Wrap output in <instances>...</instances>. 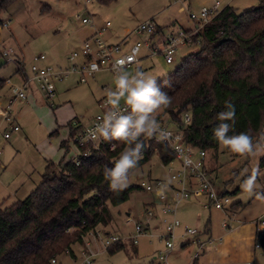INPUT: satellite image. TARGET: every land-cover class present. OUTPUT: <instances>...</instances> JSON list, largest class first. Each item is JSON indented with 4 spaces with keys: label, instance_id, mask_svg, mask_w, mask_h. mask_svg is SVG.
Listing matches in <instances>:
<instances>
[{
    "label": "trees",
    "instance_id": "obj_1",
    "mask_svg": "<svg viewBox=\"0 0 264 264\" xmlns=\"http://www.w3.org/2000/svg\"><path fill=\"white\" fill-rule=\"evenodd\" d=\"M13 1L0 0V14ZM258 1V6L245 10L226 6L194 36L200 44L198 49L156 82L172 101L157 114V121L166 123L168 119L177 130L183 131L188 144L206 154L218 152L219 144L212 130L221 123L216 119L217 114L227 110L225 101L231 102L236 112L228 134L246 132L254 144L263 141L264 0ZM0 25H3L1 20ZM165 80L170 81V88L164 87ZM4 86L5 81L0 80V89ZM186 114L191 118L188 125L184 124ZM68 127L71 140L79 129L72 123ZM140 139L145 145L143 156L137 168L130 170L129 177L154 156L163 165L175 160V153L167 143L154 138ZM113 142L114 150L108 145L91 147L87 156H78L79 165L75 160L48 163L41 183L25 199L7 208L0 205V264H52L55 259L64 264L58 258L80 255L81 251L74 252V245H84L88 233L112 224V208L129 201L131 193L140 188L134 185L119 192L110 191L104 178L105 167L112 168L128 147ZM68 143L63 142L62 147L66 148ZM126 241L109 247L106 252L114 255L131 246L136 256V244L131 239ZM256 244L264 254V231L257 235ZM92 250L98 253L93 242Z\"/></svg>",
    "mask_w": 264,
    "mask_h": 264
},
{
    "label": "rangeland",
    "instance_id": "obj_2",
    "mask_svg": "<svg viewBox=\"0 0 264 264\" xmlns=\"http://www.w3.org/2000/svg\"><path fill=\"white\" fill-rule=\"evenodd\" d=\"M183 4V0H113L109 3L92 0L86 8L83 0H14L0 14V20L3 22V25H0V55L4 52H13L10 56L11 60L9 59L8 62L0 56V80L10 79L12 82H18L19 68H24L30 74L31 63L36 56L46 55L52 63L57 61L60 63L69 57L86 38L87 33L85 32L89 26L82 23L83 18L92 16L99 24L109 21L113 24V29L125 28L129 31L148 20H154L158 27L163 28L164 33L168 34V28L173 23L183 24V26L192 25L189 21L190 12H179V8ZM258 4L259 1L256 0L255 3L250 4L249 8L256 7ZM158 38L160 37H156L157 40H159ZM199 45L196 43L187 48H181L177 55V61L173 65H167L153 57L146 59L138 67L141 72L155 78L157 82L175 70L186 56L198 49ZM158 47H162V42L158 44ZM144 53L148 54L146 51ZM18 61L21 66L17 64ZM97 80H99V84L72 86L69 83L63 85L70 86V89L65 90L66 92L59 91V98L63 101L61 106L66 107L65 105L69 106L70 103H73L77 115L84 118L85 122L96 117L99 114L98 100L102 95L113 91L115 86V79L111 74L98 76ZM102 84L106 85L108 89L104 91ZM31 86L37 87V84L33 83ZM57 106L58 98L55 99L54 108L49 102L46 107L53 113L58 108ZM165 122L171 129H176L168 119ZM49 134L38 123L32 121L30 137H21V141L17 144L20 152L18 159L0 173V205L2 207L7 208L19 200L25 199L41 183L42 177H39V174L41 171L43 173V166L38 161L40 156L34 144ZM66 135L63 140L69 142V150L66 152L65 162L63 160L62 163L77 158V148L70 140L69 133ZM263 143L264 136L263 141H260L259 144ZM263 157L264 155L240 156L233 154L220 144L217 153L207 152L206 168L211 179L219 191L229 193L232 204L243 203L246 206L240 219H245L244 221L247 222L260 217L262 206H256L258 203L248 206L254 195L249 197L243 193L240 185L257 166L262 175L257 177L256 187L264 183V171H262L264 168H261ZM168 175L166 166L157 156H154L150 162L129 177L128 187L134 185L140 187L143 182L166 179ZM148 201H153V198L144 190L141 188L134 190L129 201L112 208L113 222L108 227L99 228L101 235L104 237L106 233H110L126 240L135 235L136 225L145 224L147 221L145 204ZM156 204L159 207V203L156 202ZM243 210L241 211L243 212ZM177 218L183 227L176 230V238H182L185 235L184 229L189 228L197 231L203 240L206 239L205 229L208 224L210 227L212 226L214 232H219L226 219L224 212L213 209L210 213L201 203L197 202L193 205L178 206ZM163 227V224L156 220L150 223V229L138 238V256H134L133 250L130 249L131 246L110 255L103 249L101 240L96 241L90 237L94 246L98 248V255L92 264H152L155 256L165 250V240L160 238V235L165 232ZM186 239H182V241ZM182 241L178 239L174 242L177 252H183L184 243ZM73 249L74 252L79 253L84 249V245H74ZM71 259L70 254L58 258L64 264H73ZM170 260L171 262L175 260L171 254ZM183 263H185V258L181 256L178 264ZM256 264H264V261L258 260Z\"/></svg>",
    "mask_w": 264,
    "mask_h": 264
},
{
    "label": "built area",
    "instance_id": "obj_3",
    "mask_svg": "<svg viewBox=\"0 0 264 264\" xmlns=\"http://www.w3.org/2000/svg\"><path fill=\"white\" fill-rule=\"evenodd\" d=\"M84 6L87 8L92 0H83ZM225 6L222 2L216 0L210 8H205L199 12H191L190 19L197 24L193 31H188L184 28L177 30L162 39V47L159 48L154 43L155 37L159 34V27L154 20H148L140 26L131 30L125 36L121 43H111L106 38V33L112 27L111 22H106L103 26H97L94 18H83L82 23L93 29L92 35L83 42L81 47L75 50L68 58V65L65 67L54 66L49 64L46 55H39L33 58L30 67V76L26 80L12 82L7 80L5 85L11 92V97L5 105L0 102V142L11 140L14 133L20 131V126L16 123L13 115V105L16 101H25L28 99V90L31 84L36 83L39 90L43 93L45 99L53 107L57 96V85L66 80L77 77L80 84H87L91 80L96 79L100 73H110L114 79L116 72L113 71L115 61L119 58H126L132 55V49L138 48L139 51L134 60L129 62L124 71L131 69L135 64L140 62L141 54L144 48L151 51L152 57H162L165 64L173 65L176 62V55L180 47L192 46L199 41H195L194 36L214 17H216ZM7 26V25H6ZM132 41V43H130ZM12 52H4V57L10 58ZM93 65L96 69L93 70ZM116 85L114 86V90ZM99 114L93 119L90 126L79 129V131L71 139L74 146L79 151V156H87L90 148H98L101 145H108L110 150L115 149V143L103 141L102 138L97 141L87 140L84 137L89 130H95L96 126L103 122V117L111 106L107 104V98L99 102ZM121 109L126 107L125 102L120 103ZM191 122L189 114L184 116V124L188 125ZM161 129L168 134L167 139L157 142L167 143L171 150L175 153V160L166 166L169 173L168 179H156L143 182L140 186L153 201L148 203L146 209L147 221L145 224L139 223L136 225V234L131 236L134 244L138 243V238L150 229V223L153 220L162 223L165 232L160 235L162 240H165V250L159 252L152 264H171L169 255L174 250V242L176 240V230L181 226L177 218V208L183 202L194 198H204L209 209H216L228 212V208L232 206V201L229 195L222 194L216 187L207 171L206 157L204 150L194 149L184 139V133L180 130L171 129L166 123H159ZM114 146V147H113ZM84 149V151H82ZM3 155V149L0 145V158ZM76 165L80 162L75 159ZM159 193V194H158ZM159 203V207L156 204ZM161 217V218H160ZM131 221V220H130ZM264 225V220L261 221ZM224 228H230L228 216L224 220ZM198 232L189 228L185 229V236L195 238ZM101 240L103 249L106 251L109 247L126 241V239L111 234H105L103 237L99 230L90 232L85 237L84 249L80 255L72 257L73 264H92L93 259L98 255L92 250V241ZM128 240V239H127ZM198 251H203L204 245L200 242ZM198 254H195L197 257ZM52 264H59L57 260H52Z\"/></svg>",
    "mask_w": 264,
    "mask_h": 264
},
{
    "label": "crops",
    "instance_id": "obj_4",
    "mask_svg": "<svg viewBox=\"0 0 264 264\" xmlns=\"http://www.w3.org/2000/svg\"><path fill=\"white\" fill-rule=\"evenodd\" d=\"M215 1L216 0H183L184 7L182 6L181 8H179V12L181 13L184 11H188L190 13L199 12L202 9L210 8L211 6H213ZM219 1H221L223 6L225 7L232 6L239 10L248 9L250 4L256 2V0H219ZM189 21H191L192 25L187 24L183 26V24L181 25L179 23H173V25L168 28V34L164 33L165 31L163 30V28L162 29L159 28L160 29L158 33L159 35L156 37H160V38H158L159 40H157L155 37L154 43L157 44L158 46V44L162 41L163 37H166L174 33L179 27L185 28L188 31L195 29L197 27V24L193 22L191 19ZM96 24L97 26L104 25V24H99L97 22ZM111 28H109L108 32L106 33V38L111 43H121L122 41H124L125 36L129 32V29H125V28L113 29V24ZM85 33H87L85 38L86 40L92 35L93 29L89 27V29L86 30ZM130 43H132V41ZM187 47L188 46L180 47L179 50L181 48H187ZM144 51H146L148 54L146 53L143 54ZM177 55H176V61H177ZM2 57L8 62V58L4 57L3 53H2ZM67 58L68 57L63 59L60 63H58V61L56 63H52L50 61V58L47 57L48 59L47 62L54 66L65 67L68 65ZM148 58L150 59L153 58L151 56V51L148 48H144L141 54L140 62H138L131 69H128L125 72L131 76L134 75L137 70L141 71V69L138 66ZM154 58H157L158 61L164 62V60L160 57H154ZM17 64H20L21 66V63L19 61L17 62ZM19 69H20L19 81L26 80L27 78H29L31 74H29L28 71H26L24 68L22 69L21 67ZM104 74L110 75V73L104 72L98 74V76H103ZM98 76L96 77V79L91 80L87 84H80L77 77H72L66 80L65 82L58 84L57 96H56V98H58V106H57L58 108H56L53 111V113L50 112L46 107L48 102L46 103L47 100L45 99L43 93L39 90L38 86L37 87L30 86L28 90V99L25 101H20V100L16 101L13 105L14 118L16 123L20 126V131L14 133L11 140L7 142L4 141L0 142L1 148L3 149V155L0 158V173L4 172L7 169V167H9L12 163L15 162L16 159H18L20 152L19 149L17 148V144H19V142L21 141V137H27V138L30 137V129L32 126V121L38 123L41 127H43L45 131L50 133L49 136L47 135L46 138L34 144L35 149L37 150L40 156V159L38 161L43 166V173L45 172L48 163L50 162L61 163L63 160L65 162L67 158L66 152L69 150V148L68 146L66 148H63L62 143L66 141L63 140L66 138L64 137V135L67 136L66 134L70 133V128L68 127V124L72 123L73 127L77 129H84L91 125L95 117L94 118L92 117L88 122H85L84 118H82L81 116L79 117L77 115L73 103H70L69 106L65 105L66 107L61 106L63 101H61V98H59V91L66 92L65 90L70 89V86H63L69 83H71L72 86H76L78 84L89 85L90 83L99 84V80H97ZM7 80L10 79H3V81L5 82ZM101 86L104 91L105 89L106 90L108 89V87L104 84H102ZM113 91H115L114 87H113ZM10 97H11V92L9 88L5 85L2 89H0L1 104L5 105ZM105 98H107V94L102 95L97 103L99 104V102H101ZM124 102L125 101L123 99L120 101V103H124ZM76 151L78 158L79 151L78 150ZM262 171H264V169H262ZM41 173L39 174V177H42L43 173L42 174ZM168 178L169 175L166 179ZM255 191L259 193H264V183L256 187ZM221 193L222 194L224 193L226 195L229 194L227 191H222ZM196 202L201 203L207 211H210V213L214 209V208L209 209L205 207L206 202L204 198H194L191 200L183 201L180 205L186 204V206H188V205H193ZM148 203L150 202L148 201L146 204ZM253 203H258L256 204V206L257 205L262 206V214L260 215V217L252 221L247 222L244 221L245 219H240V215L242 216V214L246 210L245 209L246 206L243 203H235L232 204L230 208H228L227 213L222 211L225 214V218H227L228 216L230 228L228 229L224 228L223 227L224 222H223L221 231L214 232L212 230V226L210 227V224H208L205 229L206 239L204 240L202 239L199 233L195 238H190L189 236H185V235L182 238L177 237L176 240L181 239V241L182 239H186V238L189 239L182 241V243H184L183 252H177L176 248H174L171 255L175 257V260L171 262L169 255L170 263L178 264V260L181 258V256L182 258H185V263L183 264H256L258 260H260L261 262L264 261L263 260L264 254L261 248L256 244L257 235L264 231V225L261 224V221L264 220V200H258L254 195L248 206H251ZM241 210H243V212ZM182 227L183 224L181 223L179 229ZM126 242L128 243V241H125V243ZM195 242H200L205 244L203 251L200 252L198 251V244L196 245ZM138 246L139 245L137 243L135 245L137 251L136 256H138L139 254ZM194 253L198 254V256L195 257Z\"/></svg>",
    "mask_w": 264,
    "mask_h": 264
},
{
    "label": "clouds",
    "instance_id": "obj_5",
    "mask_svg": "<svg viewBox=\"0 0 264 264\" xmlns=\"http://www.w3.org/2000/svg\"><path fill=\"white\" fill-rule=\"evenodd\" d=\"M139 49H132V55L119 58L115 61L113 71L116 72L115 91L107 94V104L110 110L104 115L103 122L98 124L95 130H89L84 137L85 141H103L111 143L118 141L128 145L114 162L112 168L105 167L104 178L108 181L110 191L119 192L128 187L130 170L137 168L145 149L141 137L151 139L154 136L163 141L166 134L156 119L157 114L171 104V97L161 90L156 84L155 78L145 75L137 70L134 75L124 71L126 65L134 60ZM93 70L96 66L93 65ZM164 87H171L168 80L164 81ZM125 101L126 107L121 109L120 101ZM226 111L217 114L216 119L221 121L212 131L213 138L230 153L240 156L264 155V144H254L253 139L241 132L229 135L235 123V106L225 101ZM231 121L232 123H227ZM134 145V147H133ZM114 147V146H113ZM262 175L259 167L252 169L251 174L240 185L243 193L249 197L255 195L256 199L264 200V193L256 192L257 177ZM159 194V193H158Z\"/></svg>",
    "mask_w": 264,
    "mask_h": 264
}]
</instances>
